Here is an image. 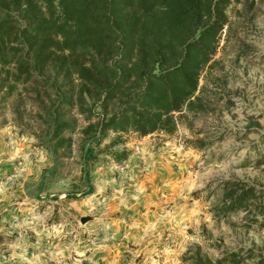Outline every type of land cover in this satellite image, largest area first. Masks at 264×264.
I'll use <instances>...</instances> for the list:
<instances>
[{"label": "rangeland", "instance_id": "1", "mask_svg": "<svg viewBox=\"0 0 264 264\" xmlns=\"http://www.w3.org/2000/svg\"><path fill=\"white\" fill-rule=\"evenodd\" d=\"M226 14L198 80L199 110L181 113L170 133L120 134L107 150L114 133L82 142L88 121L73 108L70 145L53 154L29 88L0 91V168H19L4 180L39 179L24 186L29 197L16 200L3 242L29 238L38 264H196L231 253L250 264L264 256L261 217L226 207L243 189L264 205V0L232 1ZM86 148L94 158L85 162ZM123 149L120 162L109 155Z\"/></svg>", "mask_w": 264, "mask_h": 264}, {"label": "trees", "instance_id": "2", "mask_svg": "<svg viewBox=\"0 0 264 264\" xmlns=\"http://www.w3.org/2000/svg\"><path fill=\"white\" fill-rule=\"evenodd\" d=\"M232 1L0 0V91L6 97L29 88L53 154L70 145L65 134L76 128L73 108L88 121L82 142L97 145L114 133L107 150L120 134L170 133L181 113L199 110L198 80ZM126 153L109 155L120 162ZM81 157L86 162L94 152L86 148ZM226 207L255 210L264 226V205L250 189L232 194ZM241 261L231 253L195 263ZM250 264H264V256Z\"/></svg>", "mask_w": 264, "mask_h": 264}, {"label": "crops", "instance_id": "3", "mask_svg": "<svg viewBox=\"0 0 264 264\" xmlns=\"http://www.w3.org/2000/svg\"><path fill=\"white\" fill-rule=\"evenodd\" d=\"M42 165L45 167V162H42ZM14 168L15 166L11 168L9 166L3 171L0 168V238L2 240L0 242V264H38V250L33 247V243L29 241V238L3 242V236L7 235L5 231L9 229L12 231L13 223L16 220L11 213L13 212L16 215V211L18 210V206L16 207V205L21 204L16 200H27L29 197L25 192L24 186H27L28 182H32V185L39 183L38 176L28 178L25 174L23 177V173L19 175L14 174L5 181V173H11L12 170L19 169ZM32 198L39 200L42 199V196L37 194L32 196Z\"/></svg>", "mask_w": 264, "mask_h": 264}, {"label": "water", "instance_id": "4", "mask_svg": "<svg viewBox=\"0 0 264 264\" xmlns=\"http://www.w3.org/2000/svg\"><path fill=\"white\" fill-rule=\"evenodd\" d=\"M87 220V218H80V222L84 223Z\"/></svg>", "mask_w": 264, "mask_h": 264}]
</instances>
